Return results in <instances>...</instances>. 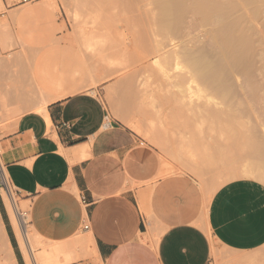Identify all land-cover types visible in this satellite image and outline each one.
Wrapping results in <instances>:
<instances>
[{
  "label": "rangeland",
  "instance_id": "obj_1",
  "mask_svg": "<svg viewBox=\"0 0 264 264\" xmlns=\"http://www.w3.org/2000/svg\"><path fill=\"white\" fill-rule=\"evenodd\" d=\"M193 1L31 0L22 4L16 0L17 8H2L0 130L15 124L23 114L35 112V100H47L53 95L48 82L41 80L47 72L66 70L73 76L72 86L80 87L75 93L96 90L109 113L131 129L143 147L160 154L164 173L192 174L209 194L228 181L242 178L243 167L249 171L261 165L264 168V30L259 29L261 38H257L258 34L254 36L257 42L251 40V46L256 44V47L250 49L248 45L249 52L243 54H247L245 60H240L242 55H234L239 59L232 60L233 55L224 56L221 34H213L220 32L217 19L209 16L200 19L196 12L194 16ZM228 1L232 0L207 3L224 8ZM234 1L237 0L231 3ZM165 7L173 11L167 19L162 18L160 10ZM231 12L227 13L239 16L238 11ZM232 19L230 27L231 22L240 24L239 27L250 26L243 20L238 23ZM212 28H216L214 32H210ZM192 56L196 63L201 61L193 64ZM69 87L72 88L69 85L67 90ZM15 107L14 112L6 113L9 116L5 114L9 118H3L4 109ZM228 172H234L230 173L232 177ZM11 192L19 205L24 204L20 214L25 213L24 227L37 264H79L93 258L92 251L87 250L89 244L76 249L80 258L75 262L66 263L60 255L51 257L47 250L54 242L34 231L30 226L29 204L22 203L13 188ZM2 232L0 226V254L5 252L2 254L8 255L6 263L10 264L12 260ZM81 237L87 238L77 232L68 240ZM44 253L48 256L44 260L47 263L42 262L47 257ZM211 264H264V246L250 254L214 246Z\"/></svg>",
  "mask_w": 264,
  "mask_h": 264
},
{
  "label": "crops",
  "instance_id": "obj_2",
  "mask_svg": "<svg viewBox=\"0 0 264 264\" xmlns=\"http://www.w3.org/2000/svg\"><path fill=\"white\" fill-rule=\"evenodd\" d=\"M18 5L0 0V10ZM41 80L53 92L45 107L35 100V112L0 130L6 176L39 236L71 243L85 234L93 258L79 264H211L214 246L243 254L264 246V183L239 178L208 194L192 174L164 173L160 154L96 90L75 93L66 70ZM0 223L25 264L1 194Z\"/></svg>",
  "mask_w": 264,
  "mask_h": 264
},
{
  "label": "bare ground",
  "instance_id": "obj_3",
  "mask_svg": "<svg viewBox=\"0 0 264 264\" xmlns=\"http://www.w3.org/2000/svg\"><path fill=\"white\" fill-rule=\"evenodd\" d=\"M155 1V0H154ZM190 1H192V0H190ZM195 1V2H194ZM193 2L195 3V4H193L192 3V5H193V7H195V10H194V12H193V14H194V16H196L195 15V12H196V14L198 13V15H201L200 16V19L202 18V17H207V16H209V19L210 18H212V17H214L215 19H217V21L215 20V22H217L218 23V25H217V27L219 26V28H220V32L219 33H216V31H215V29L217 28H215L214 30H213V28H212V31H210V32H214L213 34L215 35H219V34H221V36L223 37L222 39H224V42H225V49H223L224 50V56H225V54H227L228 55V57L230 56L231 57V55H233L232 57H231V59L233 60V58H235L234 57V55L235 56H237L238 55V57L239 56H241V57H239V58H241L240 60H242V58L243 57H245L247 54H245V56H243V54H244V52L246 53V51H247V53L249 52V50L251 49L250 48V46L253 44V42L252 41H254V42H257V41H255L257 38H258V36L260 37V34H258V33H260V30L261 31H263L264 29V26L262 25V24H264V21H263V19H264V14H262V13H264V12H262L264 9V0H237V1H234L235 3H231L230 1H228V2H230L228 5H226V3H225V5L226 6H228L227 7V9H225L226 8V6H224V8L223 7H220V5H219V7H220V10H219V7L217 6V8H215V5H218V4H216L215 3V5L213 4V6L211 5V4H208L207 3V1L208 0H194ZM210 1V0H209ZM185 2V1H184ZM212 2H214V1H212ZM215 2H216V0H215ZM158 3V2H157ZM219 3V2H218ZM223 3V2H222ZM186 4V3H185ZM221 4V3H220ZM224 4V3H223ZM233 6H232V5ZM183 5V4H182ZM195 5V6H194ZM230 5H231V7H230ZM160 6H163V5H160ZM159 6V7H160ZM222 6V5H221ZM184 7V6H183ZM188 7V6H187ZM190 7H192V6H190ZM189 7V8H190ZM192 7V8H193ZM230 7V9H228ZM235 7V8H234ZM167 7H165V9H163V8H161L160 10H161V14H162V18H168L169 16H170V14H171V12H173L172 11V9H166ZM179 8V7H178ZM185 8V7H184ZM221 9H223V13H225V14H228L227 12H229L230 14H232V10H233V13H234V11H238V12H236V15L238 16L237 18H236V16L234 15V17L237 19V21L234 19V17H233V15H230V14H228V15H230L229 17H228V15H226V17L225 18H227V19H225V18H223V15L225 16V14H223L222 12H221ZM179 10V9H178ZM187 10H188V8H187ZM192 10V9H191ZM215 10V11H214ZM226 10V11H225ZM227 10H229V11H227ZM184 11H185V9H184ZM218 11V12H217ZM225 11V12H224ZM187 12V11H186ZM150 13H152V12H150ZM178 13V12H177ZM184 13V12H183ZM148 14V13H147ZM190 14V13H189ZM213 14V15H212ZM241 14V15H240ZM173 15H175V14H173ZM198 15H197V17H198ZM203 15V16H202ZM212 15V16H211ZM215 15V16H214ZM172 16V15H171ZM211 16V17H210ZM173 17V16H172ZM182 17V16H181ZM180 17V18H181ZM204 17V18H205ZM231 17V18H230ZM242 18V19H240V18ZM166 18V19H167ZM174 18V17H173ZM184 18V17H183ZM191 18H192V15H191ZM233 18V19H232ZM240 20H239V19ZM261 18V19H260ZM199 19V20H200ZM208 19V18H207ZM206 19V20H207ZM231 19H232V21H236V22H238V23H242V21L241 20H243V23L244 24H248L249 23V25L250 26H248V25H245V26H243V27H239V26H241L240 24H238L237 25V23H236V25L234 24H232V23H234V22H231V25H232V27H230V21H231ZM149 20H150V18H149ZM175 20V19H174ZM177 20V19H176ZM191 20V19H190ZM194 20V19H193ZM198 20V19H197ZM201 21H204V20H201ZM208 21V20H207ZM245 21V22H244ZM261 21H263V22H260ZM191 22V21H190ZM189 22V23H190ZM209 22H210V20H209ZM199 23H201V22H199ZM204 23V22H203ZM217 23H215V24H217ZM197 24V23H196ZM207 24V23H206ZM163 25V24H162ZM208 25V24H207ZM173 26V25H172ZM212 26H214V25H212ZM216 26V25H215ZM235 28H234V27ZM262 27V28H259V27ZM211 27V26H210ZM248 27V28H247ZM219 28H218V30L217 31H219ZM232 28V29H231ZM237 28V29H236ZM240 28V29H239ZM242 28V29H241ZM169 29V28H168ZM255 29V30H254ZM260 29V30H259ZM172 30H174V29H172ZM237 30V31H236ZM257 31V32H256ZM259 31V32H258ZM207 33H208V31H207ZM256 34H258V35H256ZM262 34H264V32L262 33ZM215 35V36H216ZM257 36V38L255 39L254 38V36ZM262 37H263V35H261ZM252 37V38H251ZM261 38V37H260ZM264 38V37H263ZM252 40V41H251ZM249 41H250V43H249ZM263 41V40H262ZM224 42H223V44H224ZM251 42H252V44H251ZM258 42H260V41H258ZM261 44V43H260ZM263 44V43H262ZM261 44V45H262ZM248 45H249V48H248ZM223 47V46H222ZM252 48L253 47H256V44H255V46H251ZM264 49V48H263ZM193 52H195V51H193ZM263 52H264V50H263ZM204 53H206V52H204ZM196 53H194V55H195ZM264 54V53H263ZM262 54V57L264 56ZM208 55H210V54H208ZM207 55V56H208ZM220 55V54H219ZM261 55V54H260ZM196 56V55H195ZM198 56V55H197ZM204 56V55H203ZM202 56V57H203ZM212 56H214V55H212ZM217 56V55H216ZM221 56V55H220ZM252 56V55H251ZM257 56H259V55H256V57ZM200 57H201V55L198 57V59H200ZM229 57V58H230ZM237 57V58H238ZM261 57V56H260ZM159 58H160V56H159ZM192 58H193V56H192ZM195 58H197V57H195ZM209 58V57H208ZM220 57H218V59H219ZM227 58V57H226ZM229 58H228V61H229ZM237 58H235V59H237ZM238 58V59H239ZM254 58V57H253ZM161 59H163V57L161 58ZM234 59V60H235ZM244 60H245V58H243ZM246 59H247V57H246ZM262 59H264V58H262ZM193 60V64L194 63H196L194 60V58L192 59ZM205 60V59H204ZM158 61V60H157ZM197 61V60H196ZM201 61V60H200ZM199 60L197 61V63L196 64H198L199 62H200ZM203 61V60H202ZM243 61V60H242ZM239 62V61H238ZM158 63V62H157ZM162 63V62H161ZM192 63V62H191ZM203 63H204V61H203ZM202 63V64H203ZM241 63V62H240ZM150 64V63H149ZM149 64H148V66H149ZM201 64V65H202ZM206 64V63H205ZM231 64H233V63H231ZM253 64V63H252ZM260 64V63H259ZM264 64V63H263ZM151 65V64H150ZM153 65H155V64H153ZM201 65H198L199 66V68H200V66ZM204 65V64H203ZM202 65V66H203ZM242 65V64H241ZM245 65V64H244ZM249 65V64H248ZM258 65V64H257ZM193 66V65H192ZM196 67H197V65H195ZM212 66V65H211ZM230 66V65H229ZM152 67V66H151ZM205 67H206V65H205ZM223 67H225V64L223 65ZM234 67V66H233ZM236 67V66H235ZM246 67V66H245ZM248 67V66H247ZM246 67V68H247ZM252 67V66H251ZM192 68H194L195 69V67L193 66ZM215 68H216V66H215ZM215 68H213V69H215ZM219 68V67H218ZM218 68H216V69H218ZM222 68V67H221ZM228 69H230L229 67H227ZM240 68V67H239ZM161 69V68H160ZM168 69H171L170 67L168 68ZM197 69H198V67H197ZM196 69V70H197ZM205 69V68H204ZM207 69V68H206ZM205 69V70H206ZM212 68H210V70H211ZM223 69V68H222ZM200 70V69H199ZM198 70V71H199ZM204 70V72H206ZM224 70H226V69H224ZM239 70V69H238ZM245 70V69H244ZM202 71V70H201ZM214 71V70H213ZM217 71V70H216ZM221 71H223V70H221ZM220 71V72H221ZM200 72V71H199ZM208 72V71H207ZM207 72H206V74H207ZM209 73H211V72H209ZM215 73V72H214ZM227 73H229V72H227ZM202 74V73H201ZM216 74V73H215ZM221 74V73H220ZM219 74V75H220ZM242 74V73H241ZM176 75V74H175ZM217 75V74H216ZM224 75H225V77H226V73H224ZM230 76H231V74H229ZM239 75V74H238ZM173 76H174V74H173ZM222 76H223V74H222ZM229 76V77H230ZM261 76V75H260ZM176 77V76H175ZM211 77V76H210ZM214 77H216L215 75H214ZM219 77H221V76H219ZM224 77V78H225ZM228 77V76H227ZM215 79V78H214ZM234 79V78H233ZM232 79V80H233ZM255 79H257V78H255ZM254 79V80H255ZM208 80V79H207ZM216 80V79H215ZM215 80H213V81H215ZM226 80H227V78H226ZM230 80V79H229ZM228 80V81H229ZM253 80V81H254ZM220 81V80H219ZM231 81V80H230ZM248 81V80H247ZM256 81V80H255ZM210 82V81H209ZM234 82V81H233ZM249 82V81H248ZM251 82V81H250ZM258 82V81H257ZM232 83V82H231ZM255 83V82H254ZM260 83V82H259ZM263 83V82H262ZM227 85H228V83H226ZM235 84V83H234ZM241 84V83H240ZM246 84V83H245ZM220 85V84H219ZM253 85V84H252ZM233 86V85H232ZM242 86V85H241ZM246 86V85H245ZM248 86V85H247ZM255 86V85H254ZM263 86V85H262ZM253 87V86H252ZM254 89V88H253ZM257 89V88H256ZM255 90V89H254ZM228 92V91H227ZM40 94V93H39ZM35 98V97H34ZM33 98V99H34ZM36 99V98H35ZM42 99V98H41ZM40 99H38V101H39ZM43 100V99H42ZM30 101V104H31V100H29ZM33 101V100H32ZM37 101V100H36ZM36 101L34 102V103H36ZM37 101V102H38ZM43 101H45V100H43ZM26 102H28V101H24V103H26ZM39 103V102H38ZM42 103V102H41ZM40 103V104H41ZM47 104V101H45V102H43L42 104H41V106H40V108H44L45 107V105ZM25 105V104H24ZM37 105H39V104H37ZM37 107V106H36ZM5 108V107H4ZM19 109L18 110H21L22 109V107L20 108V107H18ZM39 108V107H38ZM37 109V108H36ZM16 110V107L15 108H13V109H4V111H5V113L3 114V118H5V117H7V116H9V115H7V114H9V113H12V112H14ZM235 111V110H234ZM19 112V111H18ZM7 113V114H6ZM5 114L7 115V116H5ZM231 114V113H230ZM15 116V115H14ZM7 118H9V117H7ZM15 119V118H14ZM6 120H8V119H6ZM151 125H152V123H150ZM151 127V126H150ZM140 128V127H139ZM140 130V129H139ZM256 152V151H255ZM3 164V163H2ZM254 166V165H253ZM252 166V167H253ZM258 166V165H257ZM256 166V167H257ZM262 166L263 165H261V168L259 167V168H257L256 170H254L255 168H253V170L252 169H250V170H252V171H249L248 169V167H243V172H242V174L240 175L242 178L243 177H247L248 178V176H255L258 180H261L262 182H264V168H262ZM231 173V172H230ZM230 173L228 172L227 173V175L228 176H230ZM234 172H232L231 174H233ZM240 174V173H239ZM230 177H232V175L230 176ZM229 177V178H230ZM255 178V179H256ZM9 181V180H8ZM215 190V189H214ZM0 194L3 196V198H4V201H5V203H6V208H7V211H8V214H9V216H10V219H11V223H12V225H13V227H14V230H15V232H16V235H17V238H18V242H19V245H20V247H21V249H22V251H23V257H24V261H25V264H37V262H36V260H35V258H34V255L32 254V248H31V246L32 245H30L31 243H30V238H28V234L26 233V228L24 227L25 226V219L23 218L22 219V217H21V214H20V207L23 205L24 206V204H22V205H19L18 204V202H17V200L15 199V197H14V194L11 192V193H7V192H4L3 190H0ZM24 208V207H23ZM25 214V213H24ZM1 224V223H0ZM2 225V224H1ZM0 225V226H1ZM1 228H3V227H1ZM3 234H4V236H5V240H6V244H7V247H8V249L7 250H9V257L11 258V260H12V262L10 263V264H17L16 263V260H15V257H14V255H13V250H12V248H11V246L9 245V242H8V238H6V234L4 233V230H3V232H2ZM73 241V240H72ZM71 241V243H69V241H66L67 243H53V244H51V246L49 247L50 249L49 250H47L48 252H49V254H50V256L51 255H53V256H55V258H58V256L60 255V256H62L63 258H64V261L66 262V263H69V262H75V261H77L79 258H80V256H77L76 255V249L78 250V249H81V248H83L84 247V245L85 244H87V246H88V244L90 245L91 243V241L88 239V238H83V237H81V238H76V239H74V241L72 242ZM86 249V248H85ZM87 250H91V249H87ZM45 251V250H44ZM7 252V251H6ZM2 253H5V252H2L1 251V254H0V264H8V263H6V260H7V254L6 255H4V254H2ZM78 253V252H77ZM45 254V256H47V253H44ZM49 256V257H50ZM52 257V256H51ZM47 258H48V256L46 257V258H44L43 259V261L42 262H45V263H47L46 261H44V260H47ZM9 259V258H8ZM50 260V259H49ZM8 262V261H7ZM51 261H49V263H50ZM52 262H54L53 260H52ZM48 264V263H47ZM52 264V263H51ZM53 264H58L57 262L55 263H53Z\"/></svg>",
  "mask_w": 264,
  "mask_h": 264
},
{
  "label": "built area",
  "instance_id": "obj_4",
  "mask_svg": "<svg viewBox=\"0 0 264 264\" xmlns=\"http://www.w3.org/2000/svg\"><path fill=\"white\" fill-rule=\"evenodd\" d=\"M31 0H21L20 3L22 4H25L27 2H30ZM11 184L10 182L8 181V178L6 176V173H5V170H4V166L1 162V159H0V190H3L4 192H7V193H11L12 191V188H11ZM83 202V200H82ZM25 214H21V217L22 219L24 218ZM82 230L86 231L88 230V224L85 223L83 226H82Z\"/></svg>",
  "mask_w": 264,
  "mask_h": 264
}]
</instances>
